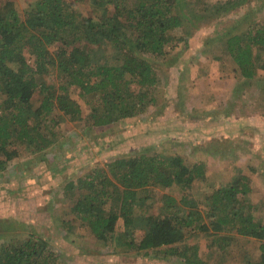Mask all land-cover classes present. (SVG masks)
I'll return each mask as SVG.
<instances>
[{
  "label": "trees",
  "instance_id": "1",
  "mask_svg": "<svg viewBox=\"0 0 264 264\" xmlns=\"http://www.w3.org/2000/svg\"><path fill=\"white\" fill-rule=\"evenodd\" d=\"M247 2L31 0L22 16L11 0L0 1V179L20 153L39 154L59 141L61 123L54 112L89 131L153 109V116L161 115L169 101L158 102L162 77L155 64L173 67L178 58L172 55L189 46L203 20ZM77 3L89 4L85 16ZM249 17L224 19L204 38L208 60L222 70L232 67L242 84L264 72V15ZM53 70L56 83L37 81ZM185 70L178 69L182 82ZM73 88L87 109L71 96ZM201 115L203 120L215 117H208V110ZM205 123L184 128L197 134ZM240 127L218 123L213 128L221 137L228 132L229 147L214 153H220L219 167L234 173L204 189V211L188 192L207 179L203 162L188 165L179 153L162 157L141 145L135 154L114 158L110 173L95 166L81 177L58 181L67 206L55 214L58 224L70 233L66 217L76 214L93 244L112 246L114 252L162 253L183 264H264V197L255 196L250 178L237 165L234 154L242 137L234 131ZM257 128L253 131L259 135ZM155 187L178 190L180 198L158 195ZM154 204L159 211H151ZM5 220L0 218V264H63L35 228ZM119 220L122 231L116 234ZM188 231L207 240V260L197 255L199 243L188 242Z\"/></svg>",
  "mask_w": 264,
  "mask_h": 264
},
{
  "label": "rangeland",
  "instance_id": "2",
  "mask_svg": "<svg viewBox=\"0 0 264 264\" xmlns=\"http://www.w3.org/2000/svg\"><path fill=\"white\" fill-rule=\"evenodd\" d=\"M11 1L22 16L31 2ZM207 1L211 3L217 0ZM88 6L87 3H77L75 7L85 16ZM245 14H249L250 19L260 17L261 20L264 0H248L230 13L210 14L190 37L189 46L179 47V52H174L172 58L178 59L173 67L155 64L162 77L160 87L163 92L158 102L169 101L161 115L153 116V109L140 113L138 118L89 131L78 128L72 121L65 122V115L54 112L53 117L61 123L59 141L39 154L20 153L5 168L0 179V218L6 222L5 218L9 217L22 223L24 228H35L58 252L56 254L63 264H183L177 258H163L162 253L158 256L155 253L139 255L134 251L124 252L122 248L114 252L112 246L93 244L76 214L66 217L73 226V230L67 233L55 218L60 208L67 207L60 189L55 185L62 179L81 177L95 166H104L109 172L112 167L110 162L114 158L135 154L141 145H147L146 153H158L162 157L179 153L188 165L203 162L207 179L188 192L200 206L198 209L204 211V189L212 183L228 180L234 173V169L231 171L228 166L219 167L220 153H214L229 147L230 142L224 140L229 136L228 132L224 131L227 135L221 137L213 128L218 123L237 128L241 126V121L245 126L234 131L242 137L241 142L237 141L238 147H241L237 148L234 156L242 172L250 178L255 196L264 197V72H259L250 83L242 84V80L232 72V67L225 66L222 70L217 62L213 64L206 57L208 46L204 49V38L219 30L224 19L239 20ZM28 62L31 64L32 61L29 59ZM185 67L187 70L182 82L178 69ZM54 72L37 76V81L56 83L58 78ZM70 91L79 105L87 109L86 100L79 96L77 90L73 88ZM36 96L39 99L38 93ZM206 110L210 112L208 117L215 116L214 119L203 120L201 114ZM171 119H174V123H171ZM199 121L206 122L201 133L192 134L185 130L184 124L188 128ZM253 126L259 127V135L253 131ZM154 190L158 195L170 193L177 199L181 195L173 188L155 187ZM158 207V204H154L151 211H159ZM119 222L116 234L122 231ZM187 234L190 244L199 243L198 257L207 260V240L201 233L188 231ZM256 245L252 242L249 248L255 252ZM190 253L193 254L192 251Z\"/></svg>",
  "mask_w": 264,
  "mask_h": 264
}]
</instances>
